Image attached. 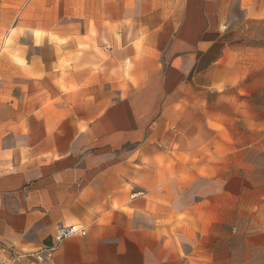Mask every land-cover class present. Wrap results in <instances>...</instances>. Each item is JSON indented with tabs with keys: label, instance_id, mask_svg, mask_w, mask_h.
Returning <instances> with one entry per match:
<instances>
[{
	"label": "crops",
	"instance_id": "0c3cea01",
	"mask_svg": "<svg viewBox=\"0 0 264 264\" xmlns=\"http://www.w3.org/2000/svg\"><path fill=\"white\" fill-rule=\"evenodd\" d=\"M230 2L0 0V259L264 264V57Z\"/></svg>",
	"mask_w": 264,
	"mask_h": 264
},
{
	"label": "rangeland",
	"instance_id": "374dc122",
	"mask_svg": "<svg viewBox=\"0 0 264 264\" xmlns=\"http://www.w3.org/2000/svg\"><path fill=\"white\" fill-rule=\"evenodd\" d=\"M230 1V15L227 17L224 26L226 29H233L234 40L231 43V49L235 51L238 57L248 59L264 57V41L259 40V36L264 35V21L263 18L258 17L256 2H250L251 9L247 13V9L241 7L239 0ZM254 9L255 11H253ZM237 165L241 167L242 163L239 161ZM242 196L247 202L246 197L251 195L243 194ZM262 200L264 202V195H262ZM251 214H254L256 220L260 221L264 228V209L251 211ZM255 218L250 216L247 221L253 222ZM240 222L245 223V219L241 218Z\"/></svg>",
	"mask_w": 264,
	"mask_h": 264
},
{
	"label": "built area",
	"instance_id": "2783aa9c",
	"mask_svg": "<svg viewBox=\"0 0 264 264\" xmlns=\"http://www.w3.org/2000/svg\"><path fill=\"white\" fill-rule=\"evenodd\" d=\"M86 232L84 228L78 226V225H68V226H60L57 230L55 240L61 241L69 237L74 236H85ZM2 251V248L0 247V252ZM38 261H41V257H37ZM14 258L10 260V262H5L2 259H0V264H13Z\"/></svg>",
	"mask_w": 264,
	"mask_h": 264
}]
</instances>
